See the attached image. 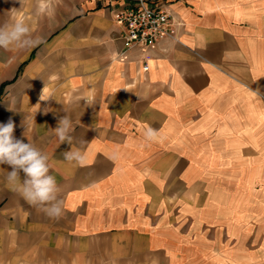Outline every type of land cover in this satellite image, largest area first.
<instances>
[{"label": "crops", "instance_id": "obj_1", "mask_svg": "<svg viewBox=\"0 0 264 264\" xmlns=\"http://www.w3.org/2000/svg\"><path fill=\"white\" fill-rule=\"evenodd\" d=\"M134 1L0 0L42 40L0 48V124L48 155L63 208L0 165V264H264V0H162L169 33L126 47Z\"/></svg>", "mask_w": 264, "mask_h": 264}, {"label": "clouds", "instance_id": "obj_2", "mask_svg": "<svg viewBox=\"0 0 264 264\" xmlns=\"http://www.w3.org/2000/svg\"><path fill=\"white\" fill-rule=\"evenodd\" d=\"M41 42L40 38L34 39L31 36L30 28L23 21L18 20L0 26V48H27ZM14 128L11 119L6 124H0V165L7 164L11 167L12 170L7 171V179L16 186L29 204L43 211L49 219L58 221L62 218L63 208L59 198V186L55 177L50 174L49 157L30 141L25 143L15 138ZM54 132L60 143L73 144L72 121L67 115L59 119ZM144 137L147 141H158L160 134L158 130L149 127L145 130ZM85 143L81 138L79 141L81 147H72L70 151L65 152V160L83 164L86 156L82 146ZM21 171L25 176L23 180L20 176Z\"/></svg>", "mask_w": 264, "mask_h": 264}, {"label": "built area", "instance_id": "obj_3", "mask_svg": "<svg viewBox=\"0 0 264 264\" xmlns=\"http://www.w3.org/2000/svg\"><path fill=\"white\" fill-rule=\"evenodd\" d=\"M113 18L124 27L126 47H152L170 31V15L162 0H135L124 4L113 13ZM142 68L147 69V65L143 64Z\"/></svg>", "mask_w": 264, "mask_h": 264}, {"label": "rangeland", "instance_id": "obj_4", "mask_svg": "<svg viewBox=\"0 0 264 264\" xmlns=\"http://www.w3.org/2000/svg\"><path fill=\"white\" fill-rule=\"evenodd\" d=\"M19 18H16V21L18 20ZM3 18H0V21H2ZM0 26H2V24L0 23ZM0 95H1V91H0Z\"/></svg>", "mask_w": 264, "mask_h": 264}]
</instances>
